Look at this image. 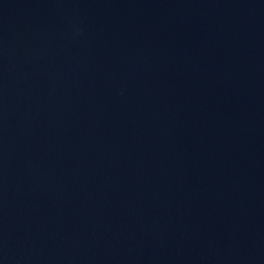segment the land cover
Masks as SVG:
<instances>
[{"label": "water", "instance_id": "obj_1", "mask_svg": "<svg viewBox=\"0 0 264 264\" xmlns=\"http://www.w3.org/2000/svg\"><path fill=\"white\" fill-rule=\"evenodd\" d=\"M0 264H264V0H0Z\"/></svg>", "mask_w": 264, "mask_h": 264}]
</instances>
